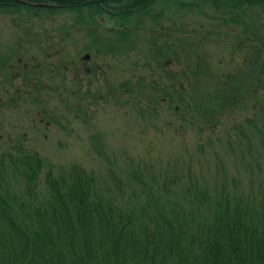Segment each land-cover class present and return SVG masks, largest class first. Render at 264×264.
<instances>
[{
	"label": "rangeland",
	"instance_id": "374dc122",
	"mask_svg": "<svg viewBox=\"0 0 264 264\" xmlns=\"http://www.w3.org/2000/svg\"><path fill=\"white\" fill-rule=\"evenodd\" d=\"M198 3L121 29L91 8L0 7V151L114 171L139 203L176 178L169 199L195 184L264 206V6Z\"/></svg>",
	"mask_w": 264,
	"mask_h": 264
},
{
	"label": "trees",
	"instance_id": "16d2710c",
	"mask_svg": "<svg viewBox=\"0 0 264 264\" xmlns=\"http://www.w3.org/2000/svg\"><path fill=\"white\" fill-rule=\"evenodd\" d=\"M224 14L264 0H200ZM199 0H0L8 9L107 11L119 29L158 5ZM233 16V15H232ZM48 195L39 198L40 177ZM59 173L24 143L0 151V264H264V206L236 194L213 198L188 185L167 197L159 190L127 197L114 171L105 178L79 164ZM12 176L14 186H9Z\"/></svg>",
	"mask_w": 264,
	"mask_h": 264
},
{
	"label": "flooded vegetation",
	"instance_id": "af4514ba",
	"mask_svg": "<svg viewBox=\"0 0 264 264\" xmlns=\"http://www.w3.org/2000/svg\"><path fill=\"white\" fill-rule=\"evenodd\" d=\"M98 13H105L107 16H109V13L107 11L106 12L102 11V12H98ZM90 56H91V54H89L88 60L91 58ZM87 68H88V70L93 71V66H90V67H87ZM97 68H98V65H97ZM97 70H99V68ZM102 77H104V76L102 75Z\"/></svg>",
	"mask_w": 264,
	"mask_h": 264
},
{
	"label": "water",
	"instance_id": "95a60500",
	"mask_svg": "<svg viewBox=\"0 0 264 264\" xmlns=\"http://www.w3.org/2000/svg\"><path fill=\"white\" fill-rule=\"evenodd\" d=\"M88 57V56H87Z\"/></svg>",
	"mask_w": 264,
	"mask_h": 264
}]
</instances>
